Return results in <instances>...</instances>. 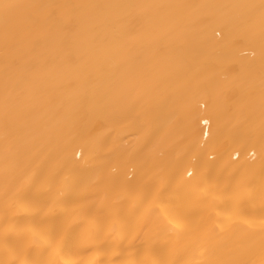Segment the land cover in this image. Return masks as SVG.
Segmentation results:
<instances>
[{
  "label": "bare ground",
  "instance_id": "6f19581e",
  "mask_svg": "<svg viewBox=\"0 0 264 264\" xmlns=\"http://www.w3.org/2000/svg\"><path fill=\"white\" fill-rule=\"evenodd\" d=\"M7 2L30 7L0 14V210L10 185L60 170L105 210L149 191L140 212L177 264H259L262 0Z\"/></svg>",
  "mask_w": 264,
  "mask_h": 264
},
{
  "label": "snow or ice",
  "instance_id": "6c2138e0",
  "mask_svg": "<svg viewBox=\"0 0 264 264\" xmlns=\"http://www.w3.org/2000/svg\"><path fill=\"white\" fill-rule=\"evenodd\" d=\"M21 7L30 6L0 0V14L5 18L13 9ZM260 7L264 10V0ZM54 15V12L49 13L50 17ZM5 38L8 39L7 31ZM162 39V36L156 37L155 42ZM94 185L95 182L82 184L71 175H62L60 170L34 172L19 186L10 185L7 191L12 192L11 199L0 210V255L3 256L0 264H106L101 257L109 254L116 259L107 264H177L173 258L175 252L166 244L153 240L148 231V214L140 212L151 195L149 191H138L126 211L123 198L115 202L121 207L105 210L96 205ZM239 188L248 190V185L241 182ZM229 189L230 185L226 186L223 194ZM199 190L208 192L207 188ZM164 194L165 190L157 191V199ZM165 219L172 226L170 230L185 227L179 217L166 216ZM260 230L264 232V221H261ZM88 254L90 258L86 259ZM259 264H264V258Z\"/></svg>",
  "mask_w": 264,
  "mask_h": 264
}]
</instances>
